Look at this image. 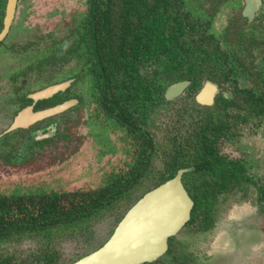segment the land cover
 <instances>
[{
	"label": "trees",
	"instance_id": "trees-1",
	"mask_svg": "<svg viewBox=\"0 0 264 264\" xmlns=\"http://www.w3.org/2000/svg\"><path fill=\"white\" fill-rule=\"evenodd\" d=\"M5 1L0 0L1 12ZM89 1L63 38L32 55L31 71L77 60L79 69L65 73L60 81L77 78L89 84L91 116L101 121L102 128L112 124L121 134L124 130V141L137 150L135 159L127 173H111L105 185L85 194L48 192L43 186L11 192L0 186V245L16 248L26 239L53 245L47 253L33 252L26 258L18 259L17 251H11L0 255V264H61L56 245L66 234L84 231L89 221L101 219L115 204L131 201L133 191L152 172L148 151L155 149V143L145 129L148 113L172 103L164 94L176 82H191L185 91L191 98L207 80L229 91L231 98L220 95L213 108L197 112L200 119L183 140L169 139L165 163L169 174L157 185L173 178L179 169L195 167L183 180L195 203L191 223L201 217L202 230L214 225L212 212L221 196L233 190L245 194L248 186L258 185L251 174L253 163L221 154L216 143L237 136V124L264 117V7L250 21L242 14L244 0ZM223 5L240 12L218 29L216 19ZM254 51L261 58L257 63L252 59ZM61 101L56 95L42 104L48 107ZM185 113L178 112L180 119ZM191 116H196L194 111ZM133 128L140 132L130 137ZM256 198L264 232L262 184Z\"/></svg>",
	"mask_w": 264,
	"mask_h": 264
},
{
	"label": "rangeland",
	"instance_id": "rangeland-1",
	"mask_svg": "<svg viewBox=\"0 0 264 264\" xmlns=\"http://www.w3.org/2000/svg\"><path fill=\"white\" fill-rule=\"evenodd\" d=\"M86 2L87 0H19L15 22V29L19 28V31L16 34L21 36L22 47L29 48V54L21 58L27 57L31 61L35 52L63 38ZM239 12V9L223 5L216 19L217 28H224L234 19L233 15L238 16ZM259 13L261 9L254 13L252 21L257 19ZM6 54L8 55L0 56V89L7 94L0 91V103L2 98L8 101V96L14 89L24 85L23 79L14 85L2 78L7 63H10V66L16 64L13 51ZM252 59L255 63L261 60L260 56H256V51L252 53ZM74 68L79 69V64L77 60L71 59L61 66L49 65L39 72L31 71L29 79L25 81L27 90L32 92L44 88L53 80L55 83L60 82V77ZM73 85L72 95L79 97L82 106L78 111L70 109L63 115L43 123L47 125L58 121L57 132L52 133L50 143H46L45 148L34 147L36 150L33 148L30 151L31 147H27L32 144V140L24 142L20 139L22 132L19 130L0 139L2 189L7 187L12 192L17 188L21 192L25 188L35 189L43 186L44 189H49L48 192L77 191L85 194L105 185L107 175L128 172L135 159L133 149L127 145L129 154L125 153L121 131L115 129L112 124L102 128L101 121L94 120L91 116L89 84L83 80H75ZM226 95L228 96V93ZM11 97L13 96L10 95ZM192 109L202 110L184 92L155 114L148 113L150 115L145 121V129L155 143V149L150 151L152 161L149 168L152 172L141 181L140 189L133 191L130 202L115 204L100 217L101 219L89 221L84 231L72 230L70 235L66 234L60 240L56 248L61 264H72L100 248L112 235L118 219L125 215L140 194L154 188L168 176L165 163L170 153L169 139L176 136L183 140L193 124L200 119L195 112L196 116H191ZM182 110L186 113L180 119L178 112ZM9 113L7 107H0V132L10 124ZM235 133L237 136L231 140L226 138L220 141L219 151L229 158L245 157L253 163L251 174L255 175L258 185L248 186L247 194H243L241 190H233L221 196L213 208L214 225L210 229L202 230V219L199 217L172 239V251L169 254L151 264H264L263 213L256 198L259 185L264 186V117H258L247 124H237ZM22 146L26 148L24 154ZM18 153L21 155L14 157L13 163L2 164L5 154ZM18 162H23L24 169H19L22 165L17 164ZM26 165L28 167L25 169ZM48 248H53V245H41L26 239L16 248L0 245V255L17 251L18 259L22 256L26 258L33 255V252L47 253Z\"/></svg>",
	"mask_w": 264,
	"mask_h": 264
},
{
	"label": "water",
	"instance_id": "water-1",
	"mask_svg": "<svg viewBox=\"0 0 264 264\" xmlns=\"http://www.w3.org/2000/svg\"><path fill=\"white\" fill-rule=\"evenodd\" d=\"M18 0H7L4 18V30L0 33V42L13 23ZM244 15L249 19L261 9L262 0H245ZM70 81L49 86L31 94L34 103L48 99L65 90ZM190 85L189 81L174 83L165 92V98L172 100L180 96ZM218 85L206 81L196 96L204 105H213ZM71 100L39 112L33 107H25L15 117L6 133L19 128H28L33 123L62 113L76 103ZM194 167L179 169L176 175L146 192L125 213L110 238L97 250L81 257L72 264H150L167 254L169 239L176 236L191 220L194 200L187 192L182 178L192 172Z\"/></svg>",
	"mask_w": 264,
	"mask_h": 264
},
{
	"label": "flooded vegetation",
	"instance_id": "flooded-vegetation-1",
	"mask_svg": "<svg viewBox=\"0 0 264 264\" xmlns=\"http://www.w3.org/2000/svg\"><path fill=\"white\" fill-rule=\"evenodd\" d=\"M91 1V0H90ZM89 1V2H90ZM245 1V0H244ZM18 3H19V0H18ZM89 4V3H88ZM6 5H7V0L5 1V4H4V7H3V12L0 11V33H2V31L4 30L5 26H4V18H5V12H6ZM245 6L246 4L244 5V8L242 10V14L244 15V9H245ZM264 7V1L262 0V7L261 9ZM1 9V8H0ZM17 14H18V4H17V9H16V13H15V17H14V20H13V23L12 25L10 26L7 34L5 35V37L3 38V40L0 42V56H6L8 54L6 53H9L10 51H13V56L16 58L15 62L16 64H12L10 66V63L6 65V68L4 69V73L1 75L2 78H6L8 81H10L12 84L16 85L18 83V81L20 79H23L24 81V85L20 86L19 88H15L14 91L10 94L11 97L10 98V95L8 96L9 99L8 101H6L5 98H2L3 100L1 101L2 103H0V107H7V109L10 111L9 113V118H10V124L8 126L7 129L3 130L0 132V139L4 136H6L7 134L9 133H15L17 132V130H19L20 132H22V135H20V139H22L24 142H28L29 140H32V144L28 145V149L30 148V151L36 147L39 148L40 146L44 147V145H46V143H50V139L52 138V133L53 132H57V122L58 121H54L53 123H48L47 125L43 124L45 121L53 118V117H58L60 116L61 114L63 115L65 112L69 111L70 109H76L77 111L79 110V108L82 106V102L81 100L78 98L77 95H72V89L74 87V83H75V80L77 81L78 79L77 78H69V79H65L63 81H60V82H57V83H54V84H51L49 86H52V85H57V84H60V83H63V82H67V81H70V85L63 91H60L56 94H54L53 96H51L50 98L48 99H43V100H39L37 102L34 103L33 99L30 97L31 94L33 93H36L38 91H41L49 86H46L44 88H40V89H37L35 91H32L30 92L29 90H27V85L25 84V81L29 79L30 75H31V67H30V60L26 57L24 59H22L21 57L23 56H27L29 53H28V49L27 47H22L21 43H20V38L21 36L16 34L17 31H19V28H16L15 29V22L17 21ZM2 16V18H1ZM245 16V15H244ZM246 17V16H245ZM250 21H252L253 19H249ZM2 22V23H1ZM17 41V42H16ZM11 44V45H10ZM52 44V43H51ZM50 45V44H49ZM10 47V48H9ZM47 47V46H46ZM45 47V48H46ZM44 50V49H43ZM42 51V50H41ZM22 61V62H21ZM67 62V61H66ZM65 61H58L55 65H58V66H61L62 64H65L66 63ZM55 65H52V67ZM10 66V68H8ZM47 66H43V68H45ZM208 81V80H207ZM190 82V81H189ZM206 82V81H205ZM204 82V83H205ZM178 83V82H176ZM214 83V82H212ZM174 84V83H173ZM191 84V82H190ZM217 84V83H215ZM172 85V84H171ZM204 85V84H203ZM218 85V84H217ZM190 86V85H189ZM188 86V87H189ZM187 87V88H188ZM186 88V89H187ZM203 88V86H202ZM201 88V89H202ZM218 88H219V92L216 94L215 96V99H214V104H215V101L216 99L222 95L226 98H231V93L229 91H222L221 88L219 87L218 85ZM168 89V88H167ZM185 89V91H186ZM201 89L196 93L195 97L192 98L195 105H197L198 107L202 108L201 111H204V110H207L208 108H213L214 104L213 105H204V104H201L199 103L197 100H196V96L198 95V93L201 91ZM1 91V89H0ZM183 91V93L185 92ZM2 93H6V91H1ZM228 93V96L225 94ZM56 95H59L61 98H63V101H61L60 103H56V104H53L52 106H48L46 107L45 104H42V102H44L45 100H50V99H53ZM182 95V94H181ZM180 95V96H181ZM70 96V97H69ZM165 96V94H164ZM179 97V96H178ZM177 98V97H176ZM176 98L172 99V100H166L167 101H173L175 100ZM5 99V100H4ZM77 100L76 103H74L73 105L69 106L68 109H66L65 111H63L62 113H59L57 115H54V116H51V117H48V118H44L42 120H39L35 123H33L32 125H30L28 128H19V129H16L14 131H11V132H8L6 133V131L10 128V126L12 125L16 115L22 110L24 109L25 107H29V106H32L33 107V111L35 112H39V111H42V110H46V109H49L51 107H54L56 105H59V104H62L64 102H68V101H71V100ZM8 107H11L10 109ZM13 107H18L17 109H13ZM20 107V108H19ZM39 107H44V108H39ZM196 114H198L196 110H193ZM205 113V112H203ZM202 113V114H203ZM201 115V114H200ZM200 118V117H199ZM137 122L140 124V121L137 120ZM79 125V124H78ZM80 128V127H78ZM133 132H131V134H129L130 137L132 136H137V134L140 132L138 130H136V128H133L132 129ZM141 131H143V129L141 128ZM126 134V132L124 130H122V135L124 136ZM150 139L151 136H149ZM123 151L126 153L129 154V151L127 150V144L126 142L124 141L123 139ZM4 143V142H3ZM2 143V144H3ZM23 143V142H22ZM219 142L216 143V146L218 147L219 146ZM23 147V154L25 153V146H22ZM35 149V148H34ZM35 149V150H36ZM135 149V152L137 151L136 148L134 147ZM152 149H149V153H151ZM29 151V152H30ZM27 152V151H26ZM135 152L133 151V153L135 154ZM18 155H21L20 153L18 154H13V155H9V154H5V156L3 157V161H2V164L6 165L8 163H13V158L14 157H17ZM2 156V155H0ZM23 162H18L17 164L19 165H22L21 167L22 168H19V169H24V165L22 164ZM29 164V163H28ZM26 167H28L27 165L25 166V169ZM186 168H190V167H186ZM194 170H195V167H194ZM193 170V171H194ZM190 173V172H189ZM182 181H183V184L185 186V183H184V180L182 178ZM159 186V185H157ZM156 186V187H157ZM155 188V187H154ZM152 188V189H154ZM186 188V186H185ZM151 189V190H152ZM187 192H188V189L186 188ZM189 193V192H188ZM190 195V194H189ZM191 220H192V214H191ZM191 220L182 228V230L189 224L191 223ZM175 237V236H174ZM170 238L169 239V249H168V254L172 251V239L174 238ZM161 259V258H160ZM159 260V259H158ZM157 260V261H158ZM155 263V262H154ZM151 264V263H150Z\"/></svg>",
	"mask_w": 264,
	"mask_h": 264
}]
</instances>
